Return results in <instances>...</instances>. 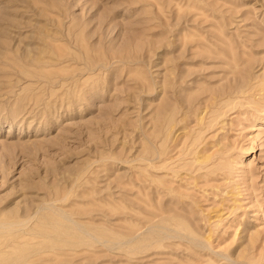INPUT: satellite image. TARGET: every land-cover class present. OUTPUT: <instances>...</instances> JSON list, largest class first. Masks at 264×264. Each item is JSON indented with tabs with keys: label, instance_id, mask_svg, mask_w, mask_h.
<instances>
[{
	"label": "rangeland",
	"instance_id": "374dc122",
	"mask_svg": "<svg viewBox=\"0 0 264 264\" xmlns=\"http://www.w3.org/2000/svg\"><path fill=\"white\" fill-rule=\"evenodd\" d=\"M0 264H264V0H0Z\"/></svg>",
	"mask_w": 264,
	"mask_h": 264
},
{
	"label": "bare ground",
	"instance_id": "6f19581e",
	"mask_svg": "<svg viewBox=\"0 0 264 264\" xmlns=\"http://www.w3.org/2000/svg\"><path fill=\"white\" fill-rule=\"evenodd\" d=\"M165 210H167V211H168V209H165Z\"/></svg>",
	"mask_w": 264,
	"mask_h": 264
}]
</instances>
